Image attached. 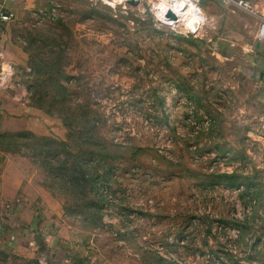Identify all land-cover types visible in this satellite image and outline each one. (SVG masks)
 Here are the masks:
<instances>
[{"label": "rangeland", "instance_id": "obj_1", "mask_svg": "<svg viewBox=\"0 0 264 264\" xmlns=\"http://www.w3.org/2000/svg\"><path fill=\"white\" fill-rule=\"evenodd\" d=\"M170 3L12 0L0 91L27 122L0 149L30 158L36 198L18 224L0 206V264H40L2 236L18 225L74 262L264 264V108L227 24L248 13L203 0L187 34L155 24Z\"/></svg>", "mask_w": 264, "mask_h": 264}, {"label": "crops", "instance_id": "obj_2", "mask_svg": "<svg viewBox=\"0 0 264 264\" xmlns=\"http://www.w3.org/2000/svg\"><path fill=\"white\" fill-rule=\"evenodd\" d=\"M220 1L223 5L225 4L224 6L226 9H232L230 7L233 6L234 9H232V11L230 10L231 12H236L237 9H240L248 13L246 14L248 17L246 18V21H240L236 19L234 15L227 14V24L229 25L232 24V22H237L236 30L238 33L247 31L249 36L253 38L252 45H250L251 51L248 64L243 71L245 70V73H247L250 80V77L254 79V81H251L258 90V98L261 100L264 108V40L258 39L257 35L261 22L260 17L264 16V0H250L255 5V14L234 5L226 4L222 0ZM0 8L5 12L13 14L15 12L12 0H0ZM7 8H9V10ZM210 8L213 9L211 4L206 6L205 13L207 17L211 14ZM5 23L6 22H3L0 19V52H3L1 47L4 34L3 26ZM8 93L7 91H0V132H15L26 127V119L14 115L18 111L14 101L9 103L6 100ZM261 126V132L264 134V123H262ZM34 169L35 165L24 153L5 152L0 149V206L3 207L4 205H7L12 210V214L14 212L10 219V222L12 223L18 224L17 221L20 219V216L16 217L18 214L17 212H21L22 208L28 210L32 206V199L36 198L33 193L31 194L30 192L33 187L31 174ZM22 231H24V229L20 228L18 225L14 229L8 228L5 233H2V236H11L12 238L15 237L19 240L25 236L27 240L22 242V244L25 245V243L29 241L32 242V244L29 242L30 245L27 244V246L18 250L28 256L37 254L40 264H87L88 262V259H80L77 262H74L72 253H67V251L59 245L58 241L56 239L54 240V237L51 239L42 232H39L36 228L33 231H30L29 235ZM37 234L40 235V243ZM35 242H37V244Z\"/></svg>", "mask_w": 264, "mask_h": 264}, {"label": "built area", "instance_id": "obj_3", "mask_svg": "<svg viewBox=\"0 0 264 264\" xmlns=\"http://www.w3.org/2000/svg\"><path fill=\"white\" fill-rule=\"evenodd\" d=\"M202 0H172L169 8L166 10H158L154 14V22L157 26L166 25L169 27L178 28V26H183L184 33L195 34L200 31L205 14L201 8ZM226 4L234 5L236 7L242 8L245 11L255 14V5L250 0H222ZM172 10L174 17L169 14ZM13 17V13L5 12L0 8V19L3 22H8ZM200 21L202 24L200 26ZM260 25L257 32L258 39L264 40V16L260 17ZM1 56V54H0ZM1 59V58H0ZM11 69L9 63L1 59L0 66V88L6 89L10 87L11 83Z\"/></svg>", "mask_w": 264, "mask_h": 264}, {"label": "trees", "instance_id": "obj_4", "mask_svg": "<svg viewBox=\"0 0 264 264\" xmlns=\"http://www.w3.org/2000/svg\"><path fill=\"white\" fill-rule=\"evenodd\" d=\"M0 138L2 140H0V146H1V143L4 142V140H8V134L4 133V132H0Z\"/></svg>", "mask_w": 264, "mask_h": 264}, {"label": "water", "instance_id": "obj_5", "mask_svg": "<svg viewBox=\"0 0 264 264\" xmlns=\"http://www.w3.org/2000/svg\"><path fill=\"white\" fill-rule=\"evenodd\" d=\"M169 14L173 17L175 16L172 10L169 11Z\"/></svg>", "mask_w": 264, "mask_h": 264}, {"label": "bare ground", "instance_id": "obj_6", "mask_svg": "<svg viewBox=\"0 0 264 264\" xmlns=\"http://www.w3.org/2000/svg\"><path fill=\"white\" fill-rule=\"evenodd\" d=\"M167 8H169V7H167ZM167 8H164L163 10H166Z\"/></svg>", "mask_w": 264, "mask_h": 264}]
</instances>
